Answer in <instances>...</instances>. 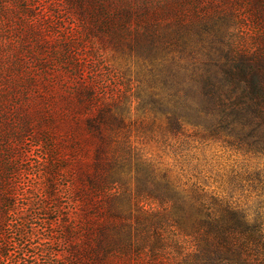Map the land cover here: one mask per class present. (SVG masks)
<instances>
[{
  "label": "trees",
  "instance_id": "1",
  "mask_svg": "<svg viewBox=\"0 0 264 264\" xmlns=\"http://www.w3.org/2000/svg\"><path fill=\"white\" fill-rule=\"evenodd\" d=\"M41 44H36L39 50L46 49ZM65 50L71 47L60 51ZM26 53L44 68L37 53ZM61 55L65 66L79 75L83 67ZM239 55L240 61L224 72L226 81L201 77L170 96L162 75L155 79L157 92L137 97L133 109L130 99L107 101L91 86L80 84L73 96L51 100L60 110L56 115L52 104L43 103L47 112L36 106V122L14 119L10 131L17 133L16 143L9 129L5 132V125L12 123L0 99V264H41L37 257L42 264H57L52 245L58 238L67 244L68 264H105L116 248L127 251L134 243L132 229L116 224L124 210L115 204L127 185L136 202L164 207L173 226L193 239L187 264H264L263 220L217 195L188 163L191 142L199 140L264 153V66L255 56ZM61 73L71 74L68 69ZM36 87L32 78L25 89ZM132 131L154 139L156 152L132 145ZM26 136L41 148L45 161L31 169L41 176V185L22 188L15 175L30 168L22 170L16 159L21 156L18 143ZM69 157L71 169L66 164ZM173 168L179 172L173 175ZM69 170L80 225L60 209L59 181ZM39 219L44 226L35 225ZM75 235H80L76 242Z\"/></svg>",
  "mask_w": 264,
  "mask_h": 264
},
{
  "label": "rangeland",
  "instance_id": "2",
  "mask_svg": "<svg viewBox=\"0 0 264 264\" xmlns=\"http://www.w3.org/2000/svg\"><path fill=\"white\" fill-rule=\"evenodd\" d=\"M2 2L0 99L6 107H3L4 114L12 123L5 125L7 133L14 127V119L22 123L33 118L36 122L37 117L33 116L36 106L47 112L45 106L52 104V99L73 96L80 84L91 86L107 101L130 99L133 109L137 97L157 92L155 82L162 75L168 84L166 91L172 96L174 92L177 94L175 90L179 86L193 84L201 77L226 81L224 72L240 61L239 53L257 57L258 64L264 66V0ZM37 43H42L46 49L39 50ZM68 46L71 51L61 53L60 50ZM147 48L151 54L146 53ZM31 50L47 69L39 68L35 59L28 56L26 52ZM61 54L83 67L79 75L65 66ZM65 69L71 73L70 77H61ZM32 78L37 87L26 90ZM52 105V113L56 115L60 110ZM60 105L61 102L58 107ZM133 131L132 145H145L156 152L154 139L143 138ZM9 137L15 142L17 133L11 132ZM199 141L191 142L194 146L190 147L188 156V163L197 168L198 176L217 195L228 197L264 222V153H245L222 141ZM17 149L21 153L17 163L22 170L30 168L28 173L20 170L15 175L17 183L22 188L40 186L41 176L31 169L45 161L41 148L26 136ZM72 163L69 157L66 164L70 169ZM173 169V175L179 172ZM69 172L65 171L59 181L62 188L60 209L73 224L80 225ZM129 188L131 185L125 186V193L115 200L116 206L124 210L116 224L128 225L130 232L132 229L134 243L126 247L127 251L116 248L106 256L104 263L187 264L195 247L193 239L173 226L164 207L153 202L143 205L136 202ZM56 221L53 223L55 230ZM34 223L42 226L44 220ZM77 236L75 242L80 238ZM66 245L61 238L52 245L57 264H68ZM246 258L252 259L251 256ZM37 261L45 263L40 257Z\"/></svg>",
  "mask_w": 264,
  "mask_h": 264
}]
</instances>
